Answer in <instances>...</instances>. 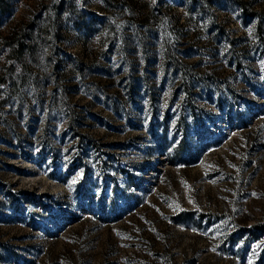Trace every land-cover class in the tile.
Here are the masks:
<instances>
[{
    "label": "rangeland",
    "instance_id": "rangeland-1",
    "mask_svg": "<svg viewBox=\"0 0 264 264\" xmlns=\"http://www.w3.org/2000/svg\"><path fill=\"white\" fill-rule=\"evenodd\" d=\"M0 264H264V0H0Z\"/></svg>",
    "mask_w": 264,
    "mask_h": 264
}]
</instances>
